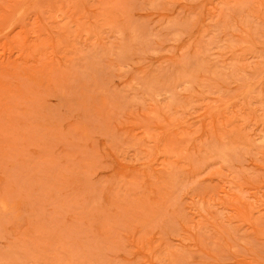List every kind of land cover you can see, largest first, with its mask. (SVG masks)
I'll return each mask as SVG.
<instances>
[{
	"label": "rangeland",
	"instance_id": "374dc122",
	"mask_svg": "<svg viewBox=\"0 0 264 264\" xmlns=\"http://www.w3.org/2000/svg\"><path fill=\"white\" fill-rule=\"evenodd\" d=\"M0 264H264V0H0Z\"/></svg>",
	"mask_w": 264,
	"mask_h": 264
}]
</instances>
